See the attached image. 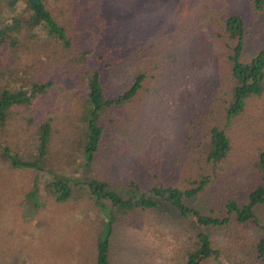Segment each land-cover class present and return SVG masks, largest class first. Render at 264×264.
Wrapping results in <instances>:
<instances>
[{
  "label": "rangeland",
  "instance_id": "obj_1",
  "mask_svg": "<svg viewBox=\"0 0 264 264\" xmlns=\"http://www.w3.org/2000/svg\"><path fill=\"white\" fill-rule=\"evenodd\" d=\"M46 3L67 27L71 50L40 31L33 38L27 34L17 49L0 48V70L7 74L0 87L31 91L39 80L55 83L34 95L29 106L8 111L3 122L0 264H96L106 210L86 186L76 187L70 199L58 203L47 190L55 175L80 182L99 179L125 197L131 186L187 187L186 182L203 175L210 177V184L195 204L203 213L219 217L225 206L219 203L242 204L257 184L258 158L264 151V94L251 99L244 113L226 120L236 42L226 32L225 21L231 16L244 18L245 57L264 47V13L247 0ZM103 62L115 64L104 73L109 96L126 90L137 74L145 73L146 79L122 108L105 113L99 152L88 167L82 78ZM45 121L53 127L45 158L48 169L12 166L3 156L4 147H11L21 160L31 159L38 147L35 133ZM216 128H225L232 144L227 159L219 163L208 161L211 131ZM35 189L38 194L28 197ZM256 214L257 226L206 229L213 245L228 255L251 252L264 237V205ZM115 229L112 264H173L188 236L166 211L122 216Z\"/></svg>",
  "mask_w": 264,
  "mask_h": 264
},
{
  "label": "trees",
  "instance_id": "obj_2",
  "mask_svg": "<svg viewBox=\"0 0 264 264\" xmlns=\"http://www.w3.org/2000/svg\"><path fill=\"white\" fill-rule=\"evenodd\" d=\"M247 1L255 11L264 13V0ZM19 6H22L20 11H18ZM225 27L229 37L236 42L230 62L231 78L234 79L231 101L224 111L226 120L230 122L244 113L251 99L264 94V47H258L252 54L244 57L247 36L244 18L231 16L225 21ZM36 31L42 32L46 39L55 40L66 50L73 48L67 27L54 18L46 0H0V48L5 45L18 48L27 40V34L29 38H33ZM114 65L113 62L107 64L103 62L96 70H87L82 78L87 105L83 116L86 124L83 132L85 136L83 152L88 167L99 152L105 131L106 120L103 119L105 113L108 110L115 111L122 108L136 96L146 79L145 73L137 74L126 90L120 91L117 96H109L106 93L108 79L104 73ZM9 71L12 73L11 70ZM6 76V71L0 70V79H5ZM54 85L53 81L39 80L34 83L31 91L12 90L7 88L9 86H1L0 132L8 111L16 107L29 106L35 100L34 95L46 92ZM52 132L53 127L49 121L39 125L35 133L38 136V147L29 160H21L13 155V150L9 146L4 147L3 156L11 160L12 166L16 168L45 171L48 169L45 167L47 166L45 158L49 153ZM5 144L6 142L3 144L0 139V148ZM231 150L232 144L226 129H213L208 161L219 163L227 159ZM258 159L259 175H257L256 186L242 204L231 200L219 203V206L225 205L222 206L219 217L206 215L201 207L195 206L196 199L202 197L205 188L210 184V177L203 175L186 182L187 187L185 184L184 186L160 185L144 189L136 185L131 186L128 197L114 190L110 183L99 179L80 182L58 175H55L53 181L47 183V190L58 203H62L73 196L76 187L86 186L92 198L106 210L104 228L97 240L96 264H112V237L120 217L136 212L158 211H166L172 215L180 226L183 225L182 230L188 232L183 253L179 254L173 264H203L207 260L212 261V264H227V262L229 264H264V237L254 243L248 254L228 255L226 251L213 245L212 238L206 230L226 229L232 224L244 226L253 223L257 226L256 211L264 205V151L259 154ZM34 194H38V190L35 189L34 193L31 192L27 196Z\"/></svg>",
  "mask_w": 264,
  "mask_h": 264
}]
</instances>
